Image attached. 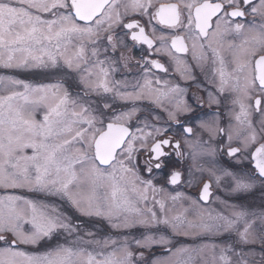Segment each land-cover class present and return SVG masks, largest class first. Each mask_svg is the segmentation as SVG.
I'll return each mask as SVG.
<instances>
[{
	"label": "snow or ice",
	"instance_id": "1",
	"mask_svg": "<svg viewBox=\"0 0 264 264\" xmlns=\"http://www.w3.org/2000/svg\"><path fill=\"white\" fill-rule=\"evenodd\" d=\"M0 264H264V0H0Z\"/></svg>",
	"mask_w": 264,
	"mask_h": 264
}]
</instances>
